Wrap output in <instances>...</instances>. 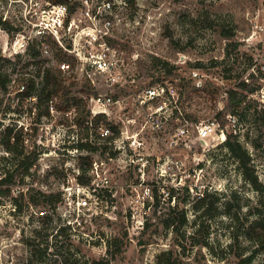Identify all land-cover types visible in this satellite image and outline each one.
<instances>
[{"label": "rangeland", "instance_id": "1", "mask_svg": "<svg viewBox=\"0 0 264 264\" xmlns=\"http://www.w3.org/2000/svg\"><path fill=\"white\" fill-rule=\"evenodd\" d=\"M9 1L0 0V12ZM112 1L109 41L118 50L120 84L100 74H93L92 83L68 56L75 64L65 73L66 84L74 82L70 95L54 98V113L39 98L33 131L21 133L19 146L20 151L38 152V159L12 191L14 198L20 189L25 196L17 207L13 197L0 201V264H160L159 255L169 249L170 256L162 257L169 264H263V254L251 263L241 261L254 248L251 222L264 215V0ZM74 2L80 0L68 1ZM12 7L13 19L19 6L13 1ZM218 26L232 28L233 37L225 38ZM0 35L1 52L6 35ZM155 58L174 65L173 74H164ZM198 62L201 67H195ZM11 63L1 67L24 71L23 63ZM192 70L200 75L192 77ZM195 78L202 87L188 86ZM162 80L172 82L166 85L175 87L174 97L140 105L142 90ZM242 80L261 87L232 114L236 125L227 131L237 134L250 153L260 190L220 138L200 141L194 125L220 110L226 115L227 91ZM96 94L116 99L105 115L119 131L111 140L99 138L98 151L79 150L73 144L86 125L74 123L76 108L67 109V103L83 96L90 107ZM0 98L1 114L6 97L0 93ZM147 118L152 121L144 124ZM223 118L229 121L228 114ZM185 119L193 125L182 134ZM104 146L108 149L103 152ZM111 151L116 155L110 156ZM87 155L91 166L82 158ZM94 162L100 164V175L92 171ZM81 166L88 168L86 176H96L92 208L63 214L59 198L48 194L76 182ZM203 194L210 204L205 213ZM200 220L202 230L195 235ZM61 225L67 228L58 232ZM29 237L43 249L34 253ZM200 238L206 245L197 244Z\"/></svg>", "mask_w": 264, "mask_h": 264}, {"label": "built area", "instance_id": "2", "mask_svg": "<svg viewBox=\"0 0 264 264\" xmlns=\"http://www.w3.org/2000/svg\"><path fill=\"white\" fill-rule=\"evenodd\" d=\"M13 1L18 4L19 9L16 8L15 17L12 19L10 11L13 10ZM68 1L10 0L7 7L3 5L1 8L0 31L5 32L6 36L0 52V71L2 68L5 72L7 83L5 87H0V93L6 97L0 114V187L3 185L2 180L7 176L8 168H11L15 161L6 143V136L9 135L10 141L14 142L16 133L33 131V118L38 112L40 82L44 80L47 68L57 67L66 73L70 71V67H75L68 57L72 56L92 83L96 82L93 74H100L112 76L113 84H120L118 50L109 41L113 26L111 12L115 3L112 0H80L74 2L75 5H69ZM123 1V4L130 5L127 0ZM33 49L39 54L34 55ZM58 50L65 54L66 59H60ZM6 62L23 63L24 71L20 67L16 73L12 72V68L4 70L1 66ZM192 74V77L200 75L197 70H192ZM22 77L27 80L20 81ZM29 80L34 83L33 89H30ZM169 82L172 84L166 80L159 85L144 88L138 98L140 105L153 104L155 99L164 95L169 99L173 98L175 87H168L166 83ZM262 96L264 99V90ZM113 100L116 99L108 94L93 96L89 107L91 117L107 113L106 106ZM47 104L48 111L54 113V100L51 99ZM16 105L19 110H16ZM232 116L228 114V126L222 125L216 117L196 122L194 125L197 127L198 140L208 142L210 138L218 137L224 142L228 134L227 127L229 129L236 125L232 123ZM145 121L144 124H148L152 120L147 118ZM103 124L98 127L102 136L113 134L111 127ZM190 125L193 124L185 119L180 132L187 134ZM94 163L92 171L100 175V164ZM95 181L94 175L90 184H83L78 179L72 184H65L58 205L60 211L67 214L70 209L69 215L73 216L85 208H92L91 192L97 189Z\"/></svg>", "mask_w": 264, "mask_h": 264}, {"label": "trees", "instance_id": "3", "mask_svg": "<svg viewBox=\"0 0 264 264\" xmlns=\"http://www.w3.org/2000/svg\"><path fill=\"white\" fill-rule=\"evenodd\" d=\"M129 4H136L137 0H127ZM2 22V17L0 16V23ZM209 25H213V22L211 20L208 21ZM219 27V26H218ZM220 33L225 38H231L234 35V31L232 28H225L223 26L219 27ZM34 55H38L39 52L35 51L33 49ZM58 54L60 55V59H66L65 54L62 53V51L58 50ZM1 57V56H0ZM156 60H159L161 64V69L164 71V74L171 76L173 74V70L175 68L174 65H171L169 61L167 60H161L159 58H155ZM198 62L195 67H201V64ZM177 76V75H176ZM179 77V76H177ZM66 75L65 72L62 71L60 68H47L44 74V80H41L40 87H39V98L41 99V102L44 103L46 108L48 109V102L58 95H60V99H66L68 95L71 93V85L74 84V82H70L69 84H66ZM192 79V77H191ZM27 80V78L22 77L20 81ZM202 80L199 79H193L190 81H187L189 83H192L195 87L200 88L203 86L200 85V82ZM29 86L30 89L34 88V83L29 80ZM163 82V80H162ZM7 83V78L5 75V72L2 70L0 71V87H5ZM159 83V81H158ZM191 84V85H192ZM260 84H254L247 82L246 80H242L239 82V85L237 88H231L227 91L228 93V100L226 103V113L227 114H236L239 113L243 103L246 101L247 97L250 93L255 92L260 88ZM183 89V86L180 90L181 93ZM69 102V101H67ZM57 104V103H56ZM58 107L59 104H57ZM74 106L76 108V115L74 117V123L77 125H86L85 131L78 133V138L75 140L73 146L79 150L88 149L90 151H98L101 147L100 144H97V141L99 138H104L106 140H111L115 138V136L118 134V128L113 125L110 121L107 120V116L105 114H99L94 117H91V110L88 106V100L87 98L83 96H73V100L71 104L67 103V109ZM226 114V115H227ZM224 114V110H220L216 114V118L221 121L222 125H225L228 120L226 118L224 119L223 116H226ZM195 121H199L198 118L195 117ZM101 123H106L108 126L111 127L113 134H110L108 136H102V134L98 131V127ZM91 125V126H90ZM21 133H16L15 141L11 142L9 139V135L6 136V143L8 147L11 149L13 158H14V164L11 166V168H8L7 170V176L2 180L3 185L0 187V201L3 197H13L12 191L13 186L23 183L27 177V175L31 174V168L36 163L38 159V152H35V150L31 151H24L19 150L20 146V137ZM229 151L230 153L237 158L240 167L245 175V177L258 189L260 190L262 188L261 183L258 181V176L255 173L253 164L251 162L252 158L250 156V153L248 150L243 146L242 142L239 140L237 134L228 133L226 140L222 143ZM104 151H107V146H104ZM116 152L111 151L110 156H115ZM83 160L88 163L89 166L92 165V160L90 155L82 156ZM82 173H79L77 175V179L79 182L83 184H90L92 181L91 176H86L85 173L88 170V168L81 166ZM174 188H172V191ZM19 196H16L14 198L16 207L19 205V198L25 196V192L20 189ZM170 193V192H169ZM47 194H45L46 196ZM156 196V194L153 192L152 196ZM48 196L53 198H61V193H49ZM33 197V196H32ZM207 196L203 194L200 197V201L203 202L201 209L204 211L209 210L210 204L209 202H206ZM20 207V206H19ZM173 215L176 213V208L174 207L173 210H171ZM264 214V212H263ZM186 221L185 216L181 218V223H184ZM203 221H198V226L195 231L196 233H200L203 226ZM65 228H67L65 225H61L58 229L59 231H63ZM249 237L252 241L254 248L252 249L251 253L242 259L241 263H251L259 254L264 255V215L261 216V218L257 219L255 222H251V225L249 227ZM36 238L29 237L27 243L31 246H33L32 250L34 253L37 251L42 250L40 246V242H35ZM206 241L202 238L199 239L197 242L198 245H206ZM45 250L47 249L44 248ZM173 252L172 249L165 250L159 255V262L160 264H169V260H162V257L164 255L170 256V254ZM92 264H105L102 260H93ZM264 264V262H263Z\"/></svg>", "mask_w": 264, "mask_h": 264}]
</instances>
